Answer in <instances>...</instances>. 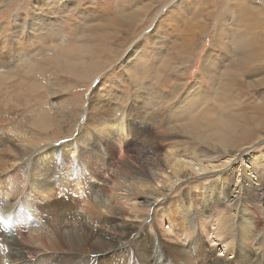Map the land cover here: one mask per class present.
<instances>
[{"label": "bare ground", "instance_id": "6f19581e", "mask_svg": "<svg viewBox=\"0 0 264 264\" xmlns=\"http://www.w3.org/2000/svg\"><path fill=\"white\" fill-rule=\"evenodd\" d=\"M1 1L7 4L13 0ZM137 9L135 8V10ZM141 12L124 14L125 19L131 17L132 21L128 27L132 31L128 35L141 25L139 24L140 20H143L147 15L146 12L143 14ZM118 14L120 15V12ZM121 19L123 20V18ZM20 23H23V27H25L24 21ZM52 25L46 19L38 24L31 18V23L26 26L28 28L35 27L38 31L35 32L36 35L43 39L42 41L49 42L52 47L49 49L52 51L46 48L50 52H44L42 49L44 54L35 52L29 58L26 57V71L23 72L20 81H27L25 85L30 91L46 90L48 98L61 90L62 83L55 81L56 78L53 80L52 77L50 78L53 82L45 81L47 79H33V81L30 79L29 81L28 75L43 74L47 68L48 70L50 68V73L53 76L60 74L67 78L68 75L65 74L67 73L76 77L77 83H85L87 80L94 83L97 80L98 86L94 87L90 102L88 100L87 107H83L84 111L81 108L83 114L80 118H71L72 116H70L77 109L74 104L66 106L69 108L66 110L67 113H59L54 110L56 103L48 102L49 107L38 109V115L29 113L27 116L23 115L24 122L33 124L34 130H27L29 128H26L27 126L22 122L23 127L20 125H17V129L13 127L16 129L15 135L5 134L3 130L6 129V126L0 123V154L7 152L11 155L9 159L0 158V264H78L81 259L85 260L84 264H91L88 253L96 252L99 257V253H104L107 250L110 252L109 256L106 255L107 257L99 259L100 263L114 264L111 259L112 254L123 244L124 239H128L134 231H137V222L144 224L150 219V211L156 203L161 207L158 212L159 221L167 232L177 230L174 227L173 214H178L175 216L179 217V224L184 226L191 216L189 211L191 207L185 197L187 193L175 198L170 195L177 185L192 177H197V186L200 185L198 179L200 180L204 175L210 181L202 183V189L199 188L200 191H198L200 192L198 202L201 203V208H199L201 214L199 215L203 216V220L199 221L202 234L211 238V248H214L216 244V236L223 237V234L224 241L232 246L236 241L235 248L238 251L236 256L234 253V257L227 256L229 252L219 254L214 252L211 257L209 256L210 259L214 261V264H264V253L256 255L255 251L256 246L264 251V210L262 209L264 204V153L256 155L249 152L248 149L255 141L264 142L262 134L264 129L253 133L255 132L253 128L245 124L242 125L241 120L244 117L242 110L234 113L227 109L222 113L219 109L211 110L206 105L207 94L198 89L196 92L190 93L189 108L186 109L185 96L177 103L180 106H178L175 116L167 121H164V118H161L162 120L158 118L160 122H152L141 127L140 124L147 120L145 116L149 110L150 100L154 97V88L156 96L166 99L168 106H172L173 99L179 98L181 91L184 90L186 79H183L174 95L163 94L156 89V85H159L165 77V70L170 72L171 66L175 64L171 61L170 53L168 51L164 53V49L160 48L156 53L161 58L160 62L156 59L152 61L148 59L146 51L139 50L140 47L137 45L135 51L122 61L124 70L128 72L132 78L133 86L136 87V94L141 96V99H133V103H137L135 107L139 103L140 106H143L145 116L140 117L134 113V106L124 112L117 108L119 103H114L111 107L102 102L104 101L102 95L107 92H105L106 86L101 77L100 67L101 65L108 66L107 61L100 57L98 60L86 59V56L87 54H98L103 46L98 48V45L93 46V43L87 45L88 42L81 43V39L80 42H74L73 46H68L63 38L58 39L57 37L50 41L46 36L56 30ZM159 30L160 28H157L156 31ZM58 34L60 36V33ZM21 35L22 31L16 34V38H20ZM16 41L19 42L17 39ZM184 43H186V39ZM117 47L119 48H111L113 56L109 65L115 63V59L120 56L121 47ZM193 50L195 49L182 47L173 49L172 52L184 56L190 53L191 57ZM8 55L11 56V54ZM23 55L26 54L20 56L16 54L15 57L20 59L24 57ZM2 57L3 55L0 54V59ZM4 58L6 60V57ZM249 61V56L243 55L239 63H249ZM149 65L151 66L149 67ZM209 66L210 80L214 82L218 78L223 79L218 76L213 61ZM233 67L234 65L229 67V78L223 79L224 82L221 86L231 94H235L234 89L237 82L232 73ZM188 68L189 66L186 67V73L189 71ZM12 69H17V67L8 68L4 64H0V89L15 77ZM263 71L264 64L252 70L248 68L242 75L253 74L262 78L264 77L262 76ZM118 74L123 75L124 71L119 70ZM225 74L226 70L222 69L221 75ZM151 75L154 76L150 77ZM30 77L32 78V76ZM148 78L150 79L147 81ZM245 83L247 85L244 89L253 85L251 82ZM197 87L198 85H196ZM111 95V98L118 99L117 93ZM259 97L263 98L261 95ZM0 98L2 97L0 96ZM237 101L240 103L239 99ZM160 103L156 101L155 105L158 106ZM258 105L264 108L262 101L257 102L253 107ZM163 107L165 108V105ZM244 108L252 107L244 105ZM2 111L5 110L2 109ZM14 118L16 117L14 116ZM256 123H259L263 128L264 112ZM53 125L56 127L68 125L69 128H73V134L63 140L62 144H54L56 141L52 142L46 137H38V130L48 131ZM150 125L155 128L150 129ZM81 126L89 128L92 126L104 146L91 140L87 129L79 131ZM184 133L193 136L198 144L192 146L191 149H186ZM96 140L100 141L98 138ZM89 144L93 145L92 152L87 150ZM49 148H52L51 152L46 151ZM241 149L246 150V153L241 157V164H234L232 159H236V155ZM92 153H94V157H92ZM222 153L228 155L225 157L226 160H220L219 157L222 156H220ZM107 155L109 158L106 157ZM100 156L102 159L98 160ZM231 163L233 165H230ZM111 171H114V175H111ZM213 177L215 179H212ZM108 182H111L112 185L110 188H105V184ZM239 187L244 192L242 196L238 191ZM113 198H126V201L128 199L130 201L128 206L134 210V213L128 209L125 211L124 205L122 204L123 206L120 207L119 203L113 202ZM172 201H175L176 204ZM244 201H249L251 204ZM220 203L226 204V207H223L226 212L223 214L221 213L222 208L218 210ZM258 209H261V213L257 212ZM123 213L127 217H120ZM102 219H105L103 222L106 225L118 230H121L119 227L124 226V231L122 230L121 234H118V230L108 228L113 231L111 233V231L102 230V227L96 231L95 227L100 224ZM212 221L215 222L214 225L211 224ZM197 223H189L188 227L192 233L195 231ZM206 223L211 224L210 229ZM109 233L112 236L107 239ZM180 234L184 235L185 230ZM201 241L204 242L203 237ZM190 242L189 248L192 249L185 250L184 259L192 264H197L195 258L203 255L204 249L202 250L200 246V248L198 246L193 248L196 244H193L194 240ZM224 246L226 247L227 244ZM233 250L235 251V249H231L230 252L232 253ZM180 251L183 253V248ZM141 256L149 264H154L153 255L151 258L141 252ZM232 257L234 259L229 260Z\"/></svg>", "mask_w": 264, "mask_h": 264}, {"label": "rangeland", "instance_id": "374dc122", "mask_svg": "<svg viewBox=\"0 0 264 264\" xmlns=\"http://www.w3.org/2000/svg\"><path fill=\"white\" fill-rule=\"evenodd\" d=\"M135 8L138 9L135 10ZM137 11H142V14L146 12L147 17L145 16V19L142 17V22L141 20L139 22L141 25H138L139 27L136 28V30L134 29L132 34L128 35L132 31L128 29L129 23H132V21L131 17H127L129 20L125 19L124 14L129 12H133L134 14V12ZM119 12L120 15L118 14ZM31 18H33V20L38 24L40 21L46 19V21H50L51 24L54 25L52 26L57 31L55 30V35V31H51L53 34L50 33L46 36L49 38V40L57 39V37L58 39L63 38L68 46H73L74 42H80L81 39V43L88 42L87 45H89V43L92 45L93 43V46L98 45V48L103 46L101 47V50L98 52V54H87L86 59L92 58L98 60L100 57L101 59L107 61L106 64L108 66L105 67L104 65H101L100 67L102 70L101 77L105 81V92H107L102 95V100H104L102 102H104V104H108L109 106L114 103H119L117 108L124 112L128 111L132 106L135 107L137 103H133V99H141V96L136 94V87L133 86L131 81L132 78L128 75V72L124 70V62L122 61L126 58V56L129 57V54L135 51V47L137 45L140 47L139 50L146 51L148 59L152 61L156 59V61L160 62L161 58L159 54H156L158 49L163 48L164 53L168 51L170 53L171 61H173L175 64L171 66L170 72L165 70V77H163L162 82H160V86L156 85V89L160 93L163 92V94L169 93L174 95L180 83L183 81V79H186V83L183 88L184 90L181 91L179 98L173 99L174 103H172V106L170 105V108L166 99H161L159 96H156V90L154 88V97L151 98L148 105V112H152L150 114L147 112L145 116L143 113V106H140V103L137 107H135L138 112L135 108L133 110L134 113L140 117L143 115L147 118V120H145L146 122H142L140 124L141 127H145L152 122H160L159 119L161 118H164L163 120L167 121L171 117L175 116L178 111V106H180V104L177 103L180 102V100H183L185 96L186 109L189 108L190 93L194 91L196 92V89H198L199 91H204V93L207 94L208 98L206 99V105L211 110L219 109L221 113L225 109L233 113L242 110V112H244L243 119L242 116H240L242 119V125L245 124L248 127L253 128L255 131L253 133H258L264 129V126L262 128L259 123H256L264 112V108L260 105L253 107V105L257 102H264V77L258 78V76L253 74L247 76L242 75V73H246L245 71L248 68L252 70L257 66L264 64V0H13L7 4L0 0V54L3 55L1 59H4H0V64H4V66H7L8 68L17 67V69H12V72L15 73V77L8 81L3 86V88L0 89V96L3 98H0V101L3 100L0 102V123H3L4 126H6V129L3 130V133L5 134L7 133L10 135H15V131L19 125L21 127H23V125L27 126L26 128H29L27 130H34L35 126L33 124H27L24 122L23 115H38V109L40 110V108L45 106L49 107L48 102H55L56 106L54 107V110L59 113H67L66 110L69 109L67 107L74 104L78 111L76 109L77 112L74 111L72 114H70V116H72L71 118H80L84 111L83 107H87L88 100L90 102V97L93 93L94 87L97 88L98 86L97 80L94 81V83L93 81L88 80L85 83H77V78L67 73L65 74L68 75L69 78H65L60 74H55L54 77L50 73V68L49 70L47 68L43 74H38L36 76L34 74L28 75L29 81L30 79L31 81H33V79H47L45 81L50 80V82H53V80L56 78L55 81L60 82V84L62 83V87L60 86L61 90H59L52 97L48 98V93L46 90L41 89L39 92L38 90L30 91V89H28L25 85L27 84V81H20L22 75L24 74L23 72L26 71V57L29 58L35 52L41 53L42 49L44 52L48 50L52 51V49H49V47L52 48L50 43L42 41L43 39L36 35L38 31L35 27H26L31 23ZM121 18H123V20ZM21 21H24L25 27H23V23H20ZM157 28H160V30L156 31ZM20 31H22L21 37L16 38V34ZM58 33H60V36ZM3 38L4 40L2 41ZM16 39L19 41L18 43ZM185 39L186 43L183 44ZM65 43L64 45H66ZM117 46L121 47L120 56L115 59V63L109 65L110 59L113 56L111 48H119ZM182 47H190L195 49L193 50V55L190 57V53L184 56L182 54H174L172 52L173 49H180ZM46 48L48 50H46ZM28 49L30 51L29 53ZM44 52L41 54H44ZM8 54H11V56ZM16 54L18 56L21 54L26 55H23L24 57L17 59L15 57ZM243 55L249 56V63H239ZM4 57H6V60ZM211 61H213V64L218 71V76L224 80L229 78V67L234 65V71L232 73L235 75L237 80L234 89L235 94L228 93V91L221 87L224 82L223 79L218 78L214 82L209 79V75H211L209 64ZM150 66L151 65H149V67ZM188 66L189 71L186 73V67ZM222 69L226 70L225 75H221ZM119 70L124 71V76L122 74H118ZM30 76H32V78ZM40 76L42 77L40 78ZM152 76L154 75H151L150 77ZM262 76H264V73ZM50 77L54 79L52 80ZM149 79L150 78L146 80L148 81ZM244 81L251 82L253 85L244 89V87L247 85ZM196 85H198L197 88ZM114 93L118 94V99L115 97L111 98V94ZM260 95L263 98H260ZM237 99L240 100V103L237 101ZM156 101L161 102L160 105H155ZM241 101H244L245 104ZM161 105H165V108L163 106L161 107ZM244 105H247L248 107L251 106L252 108L246 109L244 108ZM81 108H83V111H81ZM2 109L5 111H2ZM9 113H12L13 115ZM14 116L16 118H14ZM2 118H5L6 121ZM15 120H18L17 123L20 121L21 122L17 124ZM186 120H188V118H186ZM149 128L154 129L155 126L150 125ZM85 129H87L86 131L90 135L91 140H95L97 144L104 146L99 138L100 136L96 131H94L92 126L90 128L88 126H81L79 131H85ZM72 130L73 128H69L68 125L63 127H56L53 125L48 131L38 130L37 135L38 137H46L47 140L52 142L56 141L54 144H62L63 140L68 139L73 134ZM262 134L264 135V133ZM184 135L186 136V149H191L192 146H196L198 144V141L193 136L186 133H184ZM97 138L100 141L96 140ZM92 146L91 144H89V146L87 145V150L92 152ZM52 148H49L46 151L51 152ZM248 149L249 152H252L256 155H263L264 142L259 143L255 141ZM238 152L239 153L236 155V159H232L234 160V164H241V157L246 153V150L241 149ZM220 156V160H226L225 157L228 155H223L222 153ZM92 157H94V153H92ZM106 157L109 158L108 155ZM0 158L9 159L11 158V155L6 152L0 154ZM100 159H102L101 156L98 160ZM116 160H119V158H116ZM230 165H233V163ZM111 175H114V171H111ZM196 179L197 177H192L189 180L182 181L176 186L170 195L171 197L175 198L182 195L183 193H187L185 197L187 199V203L191 207V209L188 208L191 216L188 218L187 223L184 226L180 225V219L177 217L178 214H173L174 227L178 231L176 230L173 232H167L164 225L159 221L158 212L160 211L161 207L160 204L156 203L153 209L150 211V219L144 224L137 222V231H134L132 236L130 235L128 239H124L123 244L112 254L111 259L114 264H149L142 258L141 252H144L147 257H151V255H153L154 258H151L152 260L155 259L153 260L154 264H192L191 262H187L186 259H184V252H186L185 250L192 249L189 247L191 245L190 241L193 240V244H196V246L193 248L200 246L202 250L204 249L202 251L203 255L195 258V262L197 264H214V261L210 259L214 252H216L215 254L229 252L227 256L233 257L235 253L236 256L238 252L237 248H235L236 241L233 244L234 246H232L227 241H224L225 236L223 234V237L216 236L217 240L215 241L216 244L214 245V249L210 247L212 245L211 238L202 234L199 224L201 222L200 220H203V216L199 215L201 214L199 210V208H201V203L198 202V196H200V192L198 191L202 189V183H208L210 179L205 175L202 176L200 180L198 179L200 184L198 186ZM212 179H215V177ZM105 185V188H110L112 183L108 182ZM238 191L241 196L244 194L240 187L238 188ZM113 199V202L117 204L119 203L118 205H120V207L124 205L123 207L125 211L128 209L134 213V210L130 209L128 206V203H130L128 199V202L126 201V198ZM244 202L251 204L249 201ZM173 203L176 204L175 201ZM223 207H226V204L220 203L218 206V210L222 208V214L226 212ZM262 209L264 210V204ZM260 211L261 209H258L257 212L261 213ZM124 215L125 213L120 215V217H127ZM104 220L105 219H102L100 224L96 223L99 224L95 227L96 231H98V228H103L102 230L108 231H111L110 229L112 228H114L113 230H118L115 227L106 225L103 222ZM188 221L189 223H197L198 221L196 225L197 231L195 229V231L192 233L188 227ZM214 221H212L211 224L214 225ZM206 224L208 229H210L211 224ZM167 226L169 225L167 224ZM119 229L121 230H118L117 232L118 234H121L122 230L124 231V226L122 228L119 227ZM184 230L185 234H180ZM112 232L113 231H111V233ZM148 233L151 234L149 235ZM110 236L112 235L109 233L107 239H109L108 237ZM202 237L204 238V242L201 241ZM222 241L224 242L219 244ZM225 244H227L226 247L224 246ZM91 246L93 245L91 244ZM139 246L141 250L139 249ZM182 248L183 253L180 251ZM257 248L258 246H256L255 249L256 255L259 253H264L260 247L258 249ZM231 249H235L236 252L233 250L231 253ZM109 253L110 252H108V250L104 251V253H99V257L97 256L96 252L88 253L91 264H101V260L99 259L109 256ZM183 254L184 257L182 258ZM233 257L229 260H233ZM84 262L85 260L81 259L78 264H84Z\"/></svg>", "mask_w": 264, "mask_h": 264}]
</instances>
